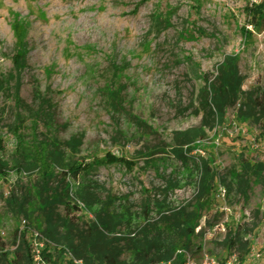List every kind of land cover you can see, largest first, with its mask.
Wrapping results in <instances>:
<instances>
[{
    "label": "rangeland",
    "instance_id": "1",
    "mask_svg": "<svg viewBox=\"0 0 264 264\" xmlns=\"http://www.w3.org/2000/svg\"><path fill=\"white\" fill-rule=\"evenodd\" d=\"M253 4L0 0V264H264V185L220 184L264 163V118L220 120L210 86L232 55L264 94Z\"/></svg>",
    "mask_w": 264,
    "mask_h": 264
},
{
    "label": "trees",
    "instance_id": "2",
    "mask_svg": "<svg viewBox=\"0 0 264 264\" xmlns=\"http://www.w3.org/2000/svg\"><path fill=\"white\" fill-rule=\"evenodd\" d=\"M247 16L250 25L257 28L264 22V4H253L247 8ZM217 75L211 86V105L220 120H223L227 111L239 104L245 106L243 116L246 119L259 123L264 118V94L257 89L245 90V77L240 70V61L237 56L225 55L222 62L217 66ZM115 159H108L104 163H116ZM88 164H77L71 168L74 176L87 171ZM228 196L235 195L245 203L250 202L254 185H264V163H252L241 156L238 169L229 170L225 178L220 182ZM248 232L237 230L235 233H228L225 244L228 248L238 249L241 254L249 250V243L246 240ZM186 255L179 253L171 264H185ZM64 264H76L69 260Z\"/></svg>",
    "mask_w": 264,
    "mask_h": 264
},
{
    "label": "built area",
    "instance_id": "3",
    "mask_svg": "<svg viewBox=\"0 0 264 264\" xmlns=\"http://www.w3.org/2000/svg\"><path fill=\"white\" fill-rule=\"evenodd\" d=\"M236 259L230 258L229 260L223 261V262H218L214 259L206 258L205 261L202 264H235ZM185 264H197L193 261H186Z\"/></svg>",
    "mask_w": 264,
    "mask_h": 264
}]
</instances>
